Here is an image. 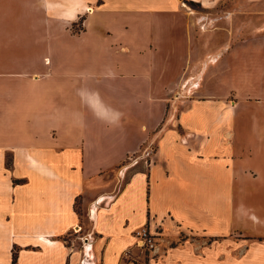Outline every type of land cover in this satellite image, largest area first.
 <instances>
[{"label": "crops", "instance_id": "crops-1", "mask_svg": "<svg viewBox=\"0 0 264 264\" xmlns=\"http://www.w3.org/2000/svg\"><path fill=\"white\" fill-rule=\"evenodd\" d=\"M184 1L0 0V264H264V23L187 75L234 99L178 106L208 28ZM145 223L186 236L124 260Z\"/></svg>", "mask_w": 264, "mask_h": 264}, {"label": "rangeland", "instance_id": "rangeland-1", "mask_svg": "<svg viewBox=\"0 0 264 264\" xmlns=\"http://www.w3.org/2000/svg\"><path fill=\"white\" fill-rule=\"evenodd\" d=\"M183 4L189 5V7L193 9L195 15L200 16V19H202L203 22L207 21L206 26H208V28H200L202 22L196 23L199 29V32L197 34H201L202 31H205L204 36L201 37V46L199 47V49H203L204 52L200 57H198L194 61H177V65L180 71L178 72V82L175 86V90L174 92L169 94L171 101H175V103L177 102L178 106H180L186 101L198 100L202 99L203 97H214L216 99H223L227 101L234 99V95L232 93L218 95L215 91H212V93L208 94L202 92V88L205 84L211 86L213 83L216 82V77H212L208 74L209 70H211V67L209 66H211L212 64H209L204 69L202 74L200 73V77L196 74L199 73L201 70L202 60L205 54L217 49L218 46L215 45L216 43L232 41L235 40V38L237 39L239 37H248L254 31H257L256 28L253 27L261 26L264 23V0H217V2L214 3L212 6L208 7V9L203 7L199 1L195 0L184 1ZM206 32H208V34H206ZM206 38L209 39V45H207ZM231 58L232 57H228V59L230 60ZM244 60L245 59L243 58V61ZM249 61L250 56H248L247 54V60L244 62V66L246 67L244 68V71L250 73ZM192 69L193 72L191 71ZM191 73L196 74H194V78L192 80L187 82V75ZM198 79L199 85L192 86L195 81H198ZM249 84L245 83V87L247 88L246 91L249 90V87H247L249 86ZM248 93L249 91L245 92L244 94H242L244 95L242 97L246 98ZM237 97L239 96L237 95ZM203 111L210 112L211 108L206 109L205 107ZM143 149H146V146H144ZM135 154H131L129 157H127L121 165L130 162L132 158L135 159ZM121 165L116 168H113L111 171L115 174V172H117ZM145 165L147 164L144 161V157H141L139 162L137 161L134 167H144ZM130 171V169L127 170L124 174V177H122L120 180L115 178L113 189H118V186L123 183L122 181H125L128 178ZM247 192V198H251L252 200L253 198H257L256 195H253L252 190H247ZM75 209L79 213L80 217L83 219L85 212L81 203V199L79 198L75 200ZM143 226L148 227V230L151 234V242L153 243V246L150 243L144 246H139L136 242L135 232L133 231V243L125 247L122 251V258L124 260H136L138 259L137 254L142 253L146 257H148L149 255L158 256L165 251V249L170 243H177L178 241H181V239H184L186 236L184 231H181V234L178 238L170 241L166 237L167 235H165V233H163L158 228L153 229L149 227V224L147 223H145Z\"/></svg>", "mask_w": 264, "mask_h": 264}, {"label": "built area", "instance_id": "built-area-1", "mask_svg": "<svg viewBox=\"0 0 264 264\" xmlns=\"http://www.w3.org/2000/svg\"><path fill=\"white\" fill-rule=\"evenodd\" d=\"M144 161L147 165L151 163V160L148 157H146ZM134 232H135L136 242L139 246H144L148 243H150L153 246V243L151 242V234L147 226L146 227L142 226L141 228H139ZM85 238H86L85 240H87L88 236H85Z\"/></svg>", "mask_w": 264, "mask_h": 264}, {"label": "trees", "instance_id": "trees-1", "mask_svg": "<svg viewBox=\"0 0 264 264\" xmlns=\"http://www.w3.org/2000/svg\"><path fill=\"white\" fill-rule=\"evenodd\" d=\"M16 253L13 252V261L15 260Z\"/></svg>", "mask_w": 264, "mask_h": 264}]
</instances>
